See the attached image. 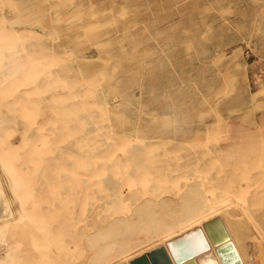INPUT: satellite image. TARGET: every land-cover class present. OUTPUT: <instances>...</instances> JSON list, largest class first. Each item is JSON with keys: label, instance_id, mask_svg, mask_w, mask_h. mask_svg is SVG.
<instances>
[{"label": "bare ground", "instance_id": "obj_1", "mask_svg": "<svg viewBox=\"0 0 264 264\" xmlns=\"http://www.w3.org/2000/svg\"><path fill=\"white\" fill-rule=\"evenodd\" d=\"M15 5L0 0V264H132L161 244L169 251L160 243L169 236L198 228L206 237L207 227L214 234L218 227L206 226L204 217L233 198L264 201V172L251 157L256 148L226 141L264 135L229 131L264 129L263 123L224 122L216 112L201 124L124 125L116 117L122 110H112L121 106L108 93L113 84L105 86L96 67L80 65ZM253 191L262 202L249 198ZM224 246L216 245L222 264L243 263L246 251ZM202 251L198 264H220L213 249Z\"/></svg>", "mask_w": 264, "mask_h": 264}, {"label": "rangeland", "instance_id": "obj_2", "mask_svg": "<svg viewBox=\"0 0 264 264\" xmlns=\"http://www.w3.org/2000/svg\"><path fill=\"white\" fill-rule=\"evenodd\" d=\"M41 2L45 4L42 5ZM65 2L67 0H15L16 5L12 10H16L17 13L23 10L24 15L35 26L48 32L52 37L51 42L62 46L80 65L90 64L96 67L97 71L94 74L103 79L105 86L109 83L113 84L108 93L113 96L115 103L121 104L120 107L112 109L115 113L122 110V113L118 112L119 114L116 115L117 120L122 121L119 120L120 123L176 126L201 124L213 121L216 112H219L224 122L264 124V0H75L74 2L70 0L71 3L67 2L66 5ZM69 17L71 19H68ZM37 18L41 19L40 23ZM83 19L92 22L91 25H95L96 28L95 26L91 28L90 23L88 26L87 20L85 22ZM87 26L88 31L85 28ZM95 31L99 37L96 36ZM160 40L164 41L160 43ZM146 64L149 66L148 69ZM153 66L154 68L150 69ZM216 87L218 89L214 91ZM150 93L152 96H147ZM207 97H211L210 102ZM129 98L132 102L128 100ZM158 98L160 103L157 102ZM204 104L206 105L203 106ZM140 105L143 108L142 106L140 108ZM199 108L201 109L198 110ZM126 116L129 120L125 119ZM169 119H173L172 122ZM184 119L186 121L182 122ZM177 120L181 123H177ZM236 130L264 131V129H229L233 132ZM226 141L228 144L243 142L248 147L256 148L251 153V157L255 158L253 160L258 165L257 169L260 168L264 172V160H261L264 156L263 134L245 137L235 135L227 138ZM211 173H213L212 169ZM262 188L261 190H264V187ZM257 191L250 192L249 198L254 195L256 200L260 201ZM231 203L234 205L232 206ZM228 204H231L229 208L226 207ZM224 209L229 211L224 212ZM219 211L220 215L217 213ZM209 214H214L215 218ZM207 215L203 223H214L218 227L214 234L220 233L218 222L221 226L224 225L223 228L227 227L225 232L228 234L221 241L213 240L211 238L214 236L213 233L208 235L209 238H206L207 235L204 236L210 247L205 251L201 250L203 254L208 249H213L222 264L217 247L226 244L224 251L229 252L231 247L238 245L233 248L238 252L239 247L244 253L246 251L248 256L240 255L242 251L238 253L242 264H264V201L251 204L250 201L242 203L233 198L223 203L221 209H216ZM219 216L224 218V224ZM227 218L229 221L226 220ZM226 223L229 226H226ZM236 230L243 234L240 235ZM169 233L170 230L168 235H174ZM167 236L163 239L168 238ZM172 238L169 236V239ZM194 241L196 242L197 239L192 242ZM227 241L231 244L226 243ZM160 243L167 242L160 241ZM200 253L198 255L202 254ZM211 261V259L206 260L207 264H212Z\"/></svg>", "mask_w": 264, "mask_h": 264}, {"label": "water", "instance_id": "obj_3", "mask_svg": "<svg viewBox=\"0 0 264 264\" xmlns=\"http://www.w3.org/2000/svg\"><path fill=\"white\" fill-rule=\"evenodd\" d=\"M207 224L206 226L211 225L208 222ZM218 225L220 227V233H216V235L212 237L215 241L227 237L223 226H221L219 222ZM207 228L209 233L211 231L210 234H212V228ZM192 234L196 236V242L189 241L190 235ZM167 245L169 251H167L163 245H160L150 250L148 252V257L141 255L133 259L132 264H198L194 257L195 254L209 247L206 238L198 228L168 240Z\"/></svg>", "mask_w": 264, "mask_h": 264}]
</instances>
